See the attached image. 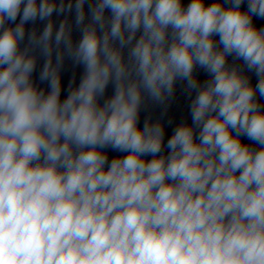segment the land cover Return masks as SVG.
<instances>
[{"label": "clouds", "instance_id": "obj_1", "mask_svg": "<svg viewBox=\"0 0 264 264\" xmlns=\"http://www.w3.org/2000/svg\"><path fill=\"white\" fill-rule=\"evenodd\" d=\"M0 264H264V0H0Z\"/></svg>", "mask_w": 264, "mask_h": 264}]
</instances>
